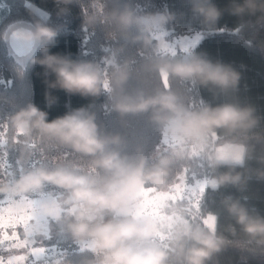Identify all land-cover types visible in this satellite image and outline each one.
Masks as SVG:
<instances>
[{
	"label": "trees",
	"instance_id": "obj_1",
	"mask_svg": "<svg viewBox=\"0 0 264 264\" xmlns=\"http://www.w3.org/2000/svg\"><path fill=\"white\" fill-rule=\"evenodd\" d=\"M0 1L3 3L0 10V171L12 172L9 177L12 181L22 166L18 161L20 144H11L13 133L7 124V118L15 111L32 103L46 111L51 120L84 107L94 113L101 132L121 137L118 150L122 155L132 160L141 156L145 159V175L161 160L168 161L164 168L166 175L155 180L145 179V184L156 188L168 186L185 172L206 180L238 174L240 181L235 185L225 184L217 189L207 185L197 200L182 197L169 201L163 211L223 237L225 244L205 264H264V236L246 234L228 211L231 203L238 202L249 214L264 218V20L260 19L261 13L237 16L230 11L233 0H207L220 10L221 16L215 24L206 25L193 11L194 0ZM126 10L139 23L121 26L115 17ZM155 13L168 16L167 23L162 25L167 39L202 32L203 37L191 54L230 66L239 74L237 85L222 89L168 76L165 84L161 73L156 72L151 63L184 57L179 52L174 55L158 52L155 39L140 18V15ZM17 22L29 24L33 31L45 26L55 32L51 41H40L24 62L18 60L8 40L7 29ZM42 49H47L50 55L96 65L101 77L99 95L81 96L50 88L54 76L46 73L42 65L32 63L33 59L43 58ZM110 59L127 71L123 84L127 94L142 91L152 95L167 88L190 110L222 104L250 107L256 123L249 129L214 128L200 141L184 140L180 145L159 149L164 130L160 122L152 119L151 111L121 115L111 108L113 64L108 62ZM225 143L244 146L242 164L214 159L215 147ZM53 155L60 158L61 164L76 165L79 171L90 175H103L88 166L87 157L58 146L33 143L27 161L31 165L43 164ZM66 213L68 211L63 209L62 215ZM208 214L215 216L213 230L205 223ZM20 223L16 221L14 228L20 240H27ZM45 230L49 234H35L44 240L31 248L38 245L48 248L44 253H34L33 257L31 250L26 253L28 259L37 264H98L100 254L87 246L86 239H73L63 222L52 221ZM170 237L164 238L159 248L169 252L167 264H181L170 251Z\"/></svg>",
	"mask_w": 264,
	"mask_h": 264
},
{
	"label": "clouds",
	"instance_id": "obj_2",
	"mask_svg": "<svg viewBox=\"0 0 264 264\" xmlns=\"http://www.w3.org/2000/svg\"><path fill=\"white\" fill-rule=\"evenodd\" d=\"M193 11L203 18L206 25L215 24L221 16L220 10L207 0H194ZM230 11L237 16L259 12L260 19L264 20V0H233ZM115 18L123 27L139 23L127 10ZM167 19L166 14L156 13L149 16L148 23L163 25ZM54 36L55 32L45 26H39L34 31L18 29L11 33L10 43L17 53L21 49L32 52L40 41H51ZM42 51L43 58L33 59L32 63L42 65L46 73L54 76L50 88L81 96L99 95L101 77L96 65L50 55L47 49ZM108 62L113 64L112 93L109 96L111 108L121 115L151 111L152 119L160 122L164 132L171 137L196 142L214 128L249 129L256 123L254 110L250 107L222 104L190 110L167 88L152 95H145L142 91L127 94L123 91L127 80L125 67L111 59ZM150 66L171 78L212 84L222 89L235 87L239 80V74L230 66L212 63L194 54L176 60H158ZM7 124L13 133L11 144H20L18 161L21 165L31 157L32 145L36 143L67 148L87 157L88 166L100 170L103 175H90L77 170L75 165L67 164H57L52 168L28 167L13 177L10 184H0V194L13 197L40 195L36 206L38 215L63 222L73 239H86L89 246L100 254L98 264H167L168 251L152 243L142 247L135 244L137 240H150L158 230L156 222L150 217L129 215L136 187L145 179L155 180L165 176L167 160H161L145 175V159L141 156L132 160L122 155L118 150L121 137L101 132L94 113L84 107L49 120L46 111L29 103L9 116ZM233 159L242 164L243 149ZM239 181L238 174H224L212 180L211 187L217 189ZM46 186L63 190L68 194L67 198L62 202L50 198L44 192ZM64 205H69L71 210L62 215ZM102 210H107L113 218L97 219ZM228 211L246 234L264 236V218L249 214L238 202L231 203ZM170 241V251L176 254L181 264H205L225 244L223 237L214 231H205L199 224L182 219L172 225Z\"/></svg>",
	"mask_w": 264,
	"mask_h": 264
},
{
	"label": "rangeland",
	"instance_id": "obj_3",
	"mask_svg": "<svg viewBox=\"0 0 264 264\" xmlns=\"http://www.w3.org/2000/svg\"><path fill=\"white\" fill-rule=\"evenodd\" d=\"M2 7L3 3L0 1V10ZM151 15L152 14L140 15V18L146 23L150 30L151 36L155 39L158 52L169 53L172 55L179 52L185 58L192 53L193 47L203 37L202 32L196 31L191 34L178 35L172 39H167V31L162 25H153L148 23V18ZM18 27H28L33 30L29 24L17 22L9 26L7 33L9 34L13 29ZM26 56H18L17 58L21 62H24ZM183 141L184 139L182 138H174L164 132L159 144V149L180 145ZM230 147H237L239 149L234 153L233 157L238 152H240L241 149H243L244 156L243 145L225 143L215 147L214 158L221 161L234 160L233 157H220V154L228 156L230 151L227 149ZM57 164H61L60 158L57 155H53L45 159L43 164L31 165L30 162L26 161L25 164L20 167L18 175L28 167L45 166L52 168ZM12 175L13 173L9 170H1L0 184H10L11 180L9 177ZM18 175L16 174V176ZM211 181L212 179L206 180L203 178H193L192 175H189V173L187 174L185 172L178 175L174 182L168 186L156 188L155 186L145 184L144 182L138 185L133 193L129 215L130 217L135 218L150 217L156 222L158 230L149 241H135L136 246L142 247L148 243H152L159 247V244L163 241V239L169 237L172 234V225L174 222L182 219L178 215L166 214L163 211V207L169 201H174L182 197L191 198L193 201L197 200L206 186H211ZM44 192H46L50 198H55L61 202L66 199L68 195L63 190L52 186H46ZM39 199L40 195L38 194H29L26 196L16 197H13L9 194H0V253H2V255H0V264H37L36 261L28 259V254L26 253H29L32 250L30 254L31 257H33L34 253H44V251H46L45 249L48 248V246L43 245H38L37 247L31 248L35 244L37 245L44 240V237L36 236L35 234L43 233L48 235L49 231L45 230V228L53 221L48 217H42L38 215L36 206ZM63 209L69 212L71 207L69 205H64ZM112 218L113 216L107 212V210H102L97 214V219L107 220ZM16 221L21 222L19 226L23 230V233L28 236L27 240L25 238L22 240L19 239L17 228H14ZM205 223L210 230H213L215 216L208 214L205 218ZM87 246H89V243H87Z\"/></svg>",
	"mask_w": 264,
	"mask_h": 264
},
{
	"label": "water",
	"instance_id": "obj_4",
	"mask_svg": "<svg viewBox=\"0 0 264 264\" xmlns=\"http://www.w3.org/2000/svg\"><path fill=\"white\" fill-rule=\"evenodd\" d=\"M18 29L31 30V29L28 28V27H18V28L13 29V30L9 33V36H8L9 45H10L12 51H13L17 56H26V55H28L30 52H27V51H25L24 49H21V51H20L19 53H17V52L13 49V47H12V45H11V43H10L11 33H12L13 31L18 30ZM161 75H162L163 82L166 84V83H167L166 76H165L164 74H161Z\"/></svg>",
	"mask_w": 264,
	"mask_h": 264
},
{
	"label": "crops",
	"instance_id": "obj_5",
	"mask_svg": "<svg viewBox=\"0 0 264 264\" xmlns=\"http://www.w3.org/2000/svg\"><path fill=\"white\" fill-rule=\"evenodd\" d=\"M228 151H230V154L228 156H225L224 154H220V157H233L234 153L237 152L239 149L237 147H230L227 149ZM215 152V150H214ZM215 159V158H214ZM217 161H221V160H218V159H215ZM224 162H235L234 160H222Z\"/></svg>",
	"mask_w": 264,
	"mask_h": 264
}]
</instances>
